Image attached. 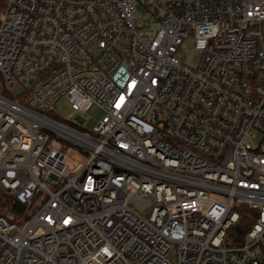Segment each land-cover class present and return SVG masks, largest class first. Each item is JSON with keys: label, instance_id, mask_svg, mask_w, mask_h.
I'll return each instance as SVG.
<instances>
[{"label": "built area", "instance_id": "2783aa9c", "mask_svg": "<svg viewBox=\"0 0 264 264\" xmlns=\"http://www.w3.org/2000/svg\"><path fill=\"white\" fill-rule=\"evenodd\" d=\"M0 195V264H264V0H6Z\"/></svg>", "mask_w": 264, "mask_h": 264}, {"label": "rangeland", "instance_id": "374dc122", "mask_svg": "<svg viewBox=\"0 0 264 264\" xmlns=\"http://www.w3.org/2000/svg\"><path fill=\"white\" fill-rule=\"evenodd\" d=\"M139 10L142 11L143 18L141 20L144 23H146L148 21L146 10L142 7H139ZM141 28L142 27H139V29ZM178 54L183 62L191 65H196L200 58V54L196 49V46L192 41V38H186L184 40L183 46L180 47ZM22 91H23V87L19 84L13 85L10 89V92L14 95H17ZM52 111L55 116H57L59 119H61L64 122L70 123L76 120L77 112L73 109L71 102L66 95L61 96L57 100V102L53 106ZM103 114L104 112L101 108L97 106H92L85 114L87 121L85 125H82V127L87 131H91L95 126V124L102 118ZM53 145L60 147L61 144H59L57 141H54ZM61 148L65 149V147H61ZM38 206L39 204H35V207Z\"/></svg>", "mask_w": 264, "mask_h": 264}, {"label": "trees", "instance_id": "16d2710c", "mask_svg": "<svg viewBox=\"0 0 264 264\" xmlns=\"http://www.w3.org/2000/svg\"><path fill=\"white\" fill-rule=\"evenodd\" d=\"M6 0H0V13L5 9ZM6 94H10L9 91H4ZM47 115L59 119L54 115L53 111L50 110L46 113ZM25 206L19 204L15 199L7 196L0 195V214L8 217L11 220L23 221L27 215L25 214ZM256 221V212L248 208H242L241 220L237 226L233 227L231 232L242 234L245 232L253 222Z\"/></svg>", "mask_w": 264, "mask_h": 264}, {"label": "water", "instance_id": "95a60500", "mask_svg": "<svg viewBox=\"0 0 264 264\" xmlns=\"http://www.w3.org/2000/svg\"><path fill=\"white\" fill-rule=\"evenodd\" d=\"M40 194V193H39Z\"/></svg>", "mask_w": 264, "mask_h": 264}]
</instances>
